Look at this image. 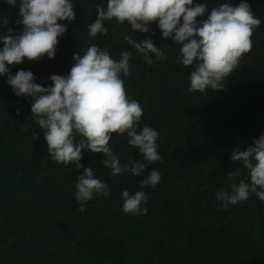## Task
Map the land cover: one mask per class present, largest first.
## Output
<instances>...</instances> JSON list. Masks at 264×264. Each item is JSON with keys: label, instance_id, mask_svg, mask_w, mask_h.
<instances>
[{"label": "trees", "instance_id": "16d2710c", "mask_svg": "<svg viewBox=\"0 0 264 264\" xmlns=\"http://www.w3.org/2000/svg\"><path fill=\"white\" fill-rule=\"evenodd\" d=\"M100 2L73 0L76 20L63 22L67 31L58 38L55 58L25 59L10 66L12 72L31 70L47 86L50 75L69 72L73 54L89 43L118 59L130 47L121 36L130 26L106 22L107 36L86 34ZM195 2L208 3L210 10L224 0ZM246 2L262 23L251 37V51L218 92H187L192 68L176 62L179 46L163 39L155 23L141 38L151 35L156 46H170L167 59L148 67L133 52L135 71L124 78L125 89L143 107L141 127L158 131L163 157L143 174L154 168L162 175L155 189H144L146 215L123 213L120 199L124 188L140 190L143 176L112 177L99 163L101 154L90 151L81 163L109 185L111 196L89 201L85 212L78 211L75 182L82 170L48 157L43 132L31 119V100L14 95L6 78H0V264H264V202L252 196L223 209L215 200L234 167L233 147L249 145L264 133V0ZM238 3L234 0V6ZM18 12L0 0V28L8 18L0 30L11 27L19 33ZM133 36L140 38L139 33ZM35 132L38 139L33 140ZM125 136L113 134L109 142L121 162L142 159Z\"/></svg>", "mask_w": 264, "mask_h": 264}, {"label": "clouds", "instance_id": "9594fccd", "mask_svg": "<svg viewBox=\"0 0 264 264\" xmlns=\"http://www.w3.org/2000/svg\"><path fill=\"white\" fill-rule=\"evenodd\" d=\"M10 7H18L17 26L0 30V78H6L14 95L31 100V119L43 132L48 146V157L65 167L74 163L82 170L75 182V201L78 211L87 210L89 201L111 196L109 185L99 179L81 160L84 152L101 154L102 168L110 169L112 177L128 174L143 178L139 189L121 190V210L134 216L146 215L148 193L162 180L159 170L149 165L161 163L158 131L144 124L141 127L143 107L129 96L125 79L135 71L131 62L133 52L140 54L148 67L167 59L166 48L156 46L149 35L156 24L163 39L179 46L176 62L191 67L187 92L207 89L222 90L224 81L236 69L244 54L251 51L253 32L262 21L246 0H224L209 10L208 3L195 0H101L95 7L93 22L86 25L89 38L107 36L106 22L127 24L130 30L121 33L130 46L114 58L99 44L89 43L73 54V65L66 75L52 74L51 84L37 82L31 70L12 72L10 66L22 64L25 59L38 61L45 55L54 59L59 39L67 31V21L76 20L73 0H4ZM4 27L8 18L2 21ZM4 27L0 28L3 29ZM139 33V40L133 34ZM81 52L83 55H81ZM27 130V129H25ZM35 132L33 140L38 139ZM113 134L125 135L127 144L138 151L142 159L129 158L122 163L119 154L109 142ZM79 137V139H78ZM234 167L228 171L225 184L215 193L217 207L227 209L230 204L246 202L255 196L264 202V133L249 145L236 144L230 155Z\"/></svg>", "mask_w": 264, "mask_h": 264}]
</instances>
